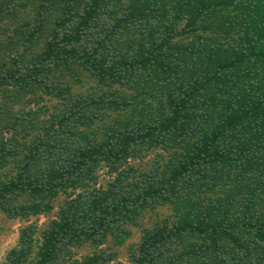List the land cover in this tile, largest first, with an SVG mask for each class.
<instances>
[{
    "label": "trees",
    "instance_id": "16d2710c",
    "mask_svg": "<svg viewBox=\"0 0 264 264\" xmlns=\"http://www.w3.org/2000/svg\"><path fill=\"white\" fill-rule=\"evenodd\" d=\"M0 214L2 264H264V0H0Z\"/></svg>",
    "mask_w": 264,
    "mask_h": 264
},
{
    "label": "rangeland",
    "instance_id": "374dc122",
    "mask_svg": "<svg viewBox=\"0 0 264 264\" xmlns=\"http://www.w3.org/2000/svg\"><path fill=\"white\" fill-rule=\"evenodd\" d=\"M50 218L46 216H40L39 218H32L30 222L37 223L39 226H43L48 222ZM28 224L20 220H10L3 214H0V264L4 261L7 251L14 247L17 243L19 230L21 227ZM139 240V232L133 229V236L129 240V243H135ZM83 253L85 251H82ZM119 258L122 262L128 264V254L125 248L119 249Z\"/></svg>",
    "mask_w": 264,
    "mask_h": 264
}]
</instances>
